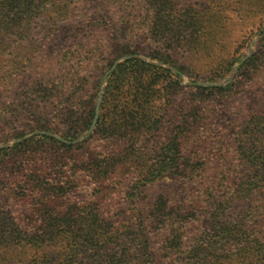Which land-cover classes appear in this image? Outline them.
<instances>
[{
    "label": "rangeland",
    "instance_id": "374dc122",
    "mask_svg": "<svg viewBox=\"0 0 264 264\" xmlns=\"http://www.w3.org/2000/svg\"><path fill=\"white\" fill-rule=\"evenodd\" d=\"M33 6L36 9L27 13L24 31L0 35V150L38 136L72 145L61 154L60 161L63 174L70 178L71 191L46 202L51 203L52 216L60 221L69 208L82 210L75 218L81 231L73 241L76 248L71 258L64 240L51 241L48 236L41 247L50 250L47 260H41L46 255L43 250L34 248L21 257L13 250L6 251L5 261L142 264L143 245L135 226L136 209H140L148 215V240L161 261L182 253L197 264L210 256L223 264H264V255L243 254L251 244L242 238L231 235L226 245L222 239H213L216 243L206 240L213 233L206 214L186 217L189 206L198 200V177L212 186L222 171L237 165L225 153L218 156L223 148L214 145L217 138L212 132L248 121L249 129L264 138V121L259 119L264 118V0H170L166 5L169 10H163L162 17L148 13L145 0H33ZM39 9L44 10L42 15ZM191 18L197 35L192 51L187 52L181 33H190ZM22 22L26 23L25 19ZM156 30L163 33L162 37H154ZM175 34L181 35L179 41L183 42L177 43ZM185 40L189 41L187 37ZM156 52L158 56L152 58ZM255 56L261 57L258 66H249ZM127 61L142 64L137 70L125 64L117 72V67ZM50 83L65 88L66 100L42 97L41 87L48 88ZM194 88L222 90H204L196 97ZM144 92L149 95L148 105L157 110L153 120H160L153 128L148 123L152 119L141 114ZM90 110L89 127L68 134L66 129L72 123L65 122L66 114L70 115L68 121H74ZM101 114L120 128L119 135L109 136L106 128L98 135L94 133ZM168 119L175 133H183L179 140L184 143L181 154L184 152L186 168L169 170L153 184L137 187L131 178L139 176L141 166L151 164L167 143L164 130L159 128ZM122 149L136 154L137 162L129 159L119 164L125 156L120 153ZM102 158L114 159L109 171L124 167L123 172L102 173L97 187L91 175L78 168ZM16 161L31 165L25 157ZM13 182L20 181L4 177L0 196ZM25 188L27 193L33 190ZM203 195L199 199L205 200L203 207L208 206L209 211L211 203ZM29 201L10 202L9 207L15 211L12 216L26 221L33 231L42 224L32 216L24 219L28 212L31 214ZM253 201L254 197L234 203L230 214L236 218L249 209L255 219L249 220L246 228L256 235L264 223H258V212H264V192H258L256 204ZM96 214L99 217L93 218ZM83 217L87 225L82 226ZM60 224L65 225L63 221ZM98 238L105 242L102 248ZM120 247L126 253L123 256L116 250ZM113 248L116 259L105 260L100 252L104 250L107 255Z\"/></svg>",
    "mask_w": 264,
    "mask_h": 264
},
{
    "label": "trees",
    "instance_id": "16d2710c",
    "mask_svg": "<svg viewBox=\"0 0 264 264\" xmlns=\"http://www.w3.org/2000/svg\"><path fill=\"white\" fill-rule=\"evenodd\" d=\"M169 1L170 0H145L148 5V13L153 12L155 15H160L162 17L163 10H169L166 6ZM35 9L36 6H33V0H0V35L5 36L9 32L24 31L28 26L27 13H30V11ZM43 12L44 10L39 9L38 14L42 15ZM24 19L26 23L22 22ZM195 26L196 23L193 18H191L190 33H181L184 37L175 34V41L177 43L185 41L184 45L187 52L192 51V41L197 35V32L192 30ZM158 34L159 37H162L163 33L156 30L154 37H157ZM179 37H181L183 41H179ZM185 37H187L189 41L185 40ZM157 56V52L151 55L152 58H156ZM158 59L168 61L166 59L164 60L162 57H159ZM260 60V56H255L254 58H251L247 64L249 66L257 64L258 66ZM125 64L131 65L135 70H137L139 68L138 64L142 63L139 61H127L119 65L116 71L118 72V69L120 71ZM258 72L259 70L257 73ZM234 88L237 87L235 86ZM64 90L65 88L62 85L60 86V84L53 83H50V87L48 88L41 87V92L43 93L42 97L51 96L56 100H66V98H64ZM204 90L217 92L222 89L194 88L193 94L196 96L197 93ZM232 91L233 90H231V92ZM143 96L145 108L141 114L147 119H152V121H148V123L149 127L153 128L154 123L158 124L160 121L157 119L153 120L157 110H153L154 108L152 105H148L146 101L149 99L148 93L144 92ZM136 114L138 115V112H136ZM150 114L152 115L150 116ZM193 115L194 117L197 116L196 114ZM92 116L93 110H90L85 117H81L74 121H68L70 115L66 114L65 122L72 123V125L66 129L67 133L75 135L78 129H87L91 123ZM259 119L264 121V118ZM248 123V121H245L244 123L235 122L234 124H231L233 125L231 127L227 125L221 130H214L212 132L213 138H217V142L214 145L223 148L222 152H220L218 156L223 157L225 153L233 157L237 165L235 169L231 171H222V174L219 175L212 186L203 182V178L198 177V179L201 180L197 183L198 186H200L196 191V195L198 196H195L198 199L196 200L198 202H193L192 205L189 206L190 211L186 214V217L192 218H197L206 214L205 216L208 218L210 223L213 224V233L208 237V239H206L209 242L213 239L217 241L222 239L225 240L224 245H226L225 243L229 242L230 236L233 235L235 237L242 238L241 241H244L247 245L248 243L251 244L249 245V248L245 249L246 252L243 253L245 256L249 254L253 255V253L256 255H264V223L260 226L261 232H258L255 235L256 232H253L250 228H246V223L249 220L255 219L252 216L254 214H252L249 209L243 211L245 215L238 214L236 218H233L230 214V209L233 208L232 206L234 203L242 200H253V197L256 201L258 192H264V138H262L263 136L260 137L254 134L249 129V125H247ZM194 124L196 123L194 122ZM197 125H200L199 122H197ZM95 128L96 131L94 133L96 135L99 134L100 130H105L106 128V130L110 133L109 136H116L119 135L120 130L118 126L108 122L104 114H101V117H99ZM159 129L164 130L167 136V143L163 144L159 152L151 161V164L148 166H141L143 168L140 169L139 176L131 178V180L137 181V187H144L148 184H153L156 180L162 178L163 173H166L169 170L177 172V170H180L182 167L186 168L184 152L181 154L184 143L182 144L179 140V136L183 133L179 131L175 133V131L170 128L169 119L161 124ZM74 135L71 138H73ZM71 148L72 145L58 142L51 137L38 136L29 138L24 142L13 146L11 149L0 150V184L2 185L1 181L4 177L19 179L20 181L17 183H10L7 187H5L4 194L0 196V264H10L8 260L5 261L6 251L10 250L15 251L16 255L21 257L22 255H26V251L39 248L46 254L41 260H44V258L47 260V252L50 250H45L47 246H44L43 248L41 247L42 244L46 242V238H48V236L51 237V241L54 239L64 240L65 245L68 247V252L70 253L69 258L75 255L74 249L76 247L74 246L73 241L78 238V234L81 231L79 228L80 226L76 224L75 218L78 213L82 212V210L79 211L78 208L73 207L69 208V211L66 213L61 214V219L65 223V225H63L60 224L62 221H60L57 217L52 216V211L49 209V205L51 203L48 204L46 202V200L52 197H56V199L65 197L71 191L70 178L63 174V162L60 163L63 152ZM120 153L125 154L126 157L124 156L119 159V164H123L129 159H131V162H137L136 157L138 156L136 154H127L124 149L120 150ZM22 155L23 157L28 158V161L31 164L30 166H22L16 161L19 157L23 158ZM111 161L106 158H102L98 161L92 160V166L84 164V167L78 168V171L80 170L82 171L81 173L91 175L94 185L99 187L97 183L102 173L105 176L107 174L114 173L115 171L123 172L122 168L124 166H121L119 170L113 168L109 171L108 167L112 165ZM25 167L31 168L32 171L25 170ZM27 186L33 188V190H30L29 193H27V189L25 188ZM203 194H205L206 199H209L211 203L209 211L208 206L203 207L204 203L206 204L205 200L203 201L202 199H199L200 195L201 197H204ZM21 200H30L29 202L31 206V214L29 215L28 212L24 216V219L26 220L28 216H32L36 219L38 218L42 224L33 231H31L29 226L25 223L26 221L21 220L20 217L14 218L12 216V213H15V211L9 207V203ZM255 201H253V204H256ZM258 214L261 218L258 223L263 222L264 212L259 211ZM95 217H99L98 214L93 215V218ZM147 217L148 215L146 214V211L136 209L135 222L137 224H135V226H137L140 230V235L137 233V237L140 244L143 245V248H141L143 257L142 264H160L162 262H164V264H180V262L185 264H197L195 262L190 263L191 260L184 257L182 253H180L178 257L174 256L171 259L166 257L164 261H161L162 258H158L159 256L157 252L151 248L148 240L149 232L146 228L149 226V221ZM241 217L243 220L239 219ZM84 218L85 217L80 219L82 226L87 225ZM201 220L203 219L198 221ZM93 227L96 228L95 225H93ZM88 239H91V235ZM97 241L101 243L100 248H102V244H105V242H103L100 238H98ZM212 243L216 242L212 241ZM252 245H255L257 248L253 249ZM70 246H72V248H70ZM106 249H108V247H106ZM114 249L115 248L110 250L107 255L104 250L100 253H103L104 258L107 261L115 260L116 257H114ZM116 250H118V254L120 253L121 256L126 254L124 253V249L121 247ZM242 251H244V249H242ZM23 258L24 256L21 258L22 261L25 259ZM202 260H204L203 264H223L222 262L214 261L215 259L212 256L208 258H201L199 261L202 262ZM40 264H45V262Z\"/></svg>",
    "mask_w": 264,
    "mask_h": 264
}]
</instances>
